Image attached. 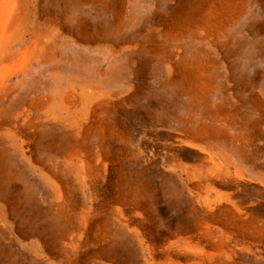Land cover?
<instances>
[{
	"label": "bare ground",
	"instance_id": "1",
	"mask_svg": "<svg viewBox=\"0 0 264 264\" xmlns=\"http://www.w3.org/2000/svg\"><path fill=\"white\" fill-rule=\"evenodd\" d=\"M75 1L89 8L67 16L69 0H0V264H18L17 254L41 264H229L233 235L247 253L264 252V221L236 198L247 166L219 146L229 133L216 122L237 110L215 103L211 66L199 55L169 65L192 115L172 133L162 172L199 191V215L180 233H162L157 199L166 185L150 174L157 150L131 148L119 115L134 97L135 58L149 50L170 60L171 47L156 34L149 48L119 43L128 0ZM247 1L180 0L185 12L167 23L165 42L195 35L193 27L225 39ZM180 148L200 163H184ZM38 191L48 205L34 202Z\"/></svg>",
	"mask_w": 264,
	"mask_h": 264
},
{
	"label": "rangeland",
	"instance_id": "2",
	"mask_svg": "<svg viewBox=\"0 0 264 264\" xmlns=\"http://www.w3.org/2000/svg\"><path fill=\"white\" fill-rule=\"evenodd\" d=\"M69 2L67 16L89 8L80 6L75 0ZM183 8L180 0H128L124 35L119 38V43H144L149 48L151 36L156 34L160 43L171 47L173 58L170 60L166 54L159 57L155 54L154 58L149 50L135 58L134 97L119 115V126L130 137L131 148L147 150L146 155L152 149L157 150L158 160L151 166L150 174L159 188L161 184L166 185L164 191H159L157 199L159 229L165 236L169 231L180 233L181 228L191 225L199 215L196 210L200 206L199 191L194 190L186 179L168 181L166 174L162 173L171 160L172 133L178 136L180 128H184L183 117L192 115L188 110L190 97L183 98V91L170 85L174 75L169 65H178L193 55L201 56L203 62L211 66L209 77L214 84L215 103L237 110L234 117L228 116L227 122H216L217 126H225L229 133V142L224 140L219 146L224 149L227 145L229 155L246 164V179L238 188L236 198L239 203L255 210L259 220L264 221V0H248L239 21L228 25L225 30V39L208 33L206 29L193 27L195 35L183 32L185 34L173 43H166V25L185 12ZM128 60L129 57L125 61H131ZM124 71L115 76L116 79L126 77L127 72ZM37 83L36 86L40 85ZM199 113L203 120L206 114ZM173 117L177 123L171 120ZM180 150L178 158L184 163H200L201 156L195 151L189 148ZM33 196L39 207L48 205V194L38 191ZM182 235H176V239ZM231 237L229 245L237 255L227 263L264 264L263 250L259 254L247 253L242 238L237 235ZM7 243L6 248L14 253L20 249L11 241L7 240ZM16 258L18 264H41L18 254ZM141 260L135 258L124 264H144Z\"/></svg>",
	"mask_w": 264,
	"mask_h": 264
}]
</instances>
